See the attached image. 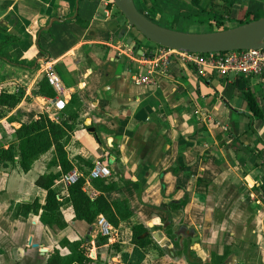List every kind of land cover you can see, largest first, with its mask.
Returning a JSON list of instances; mask_svg holds the SVG:
<instances>
[{
	"label": "crops",
	"instance_id": "obj_1",
	"mask_svg": "<svg viewBox=\"0 0 264 264\" xmlns=\"http://www.w3.org/2000/svg\"><path fill=\"white\" fill-rule=\"evenodd\" d=\"M190 1L148 0L157 9L143 13L158 25L175 17L166 23L179 29L190 21L182 17ZM230 5L232 25L245 12H264V0ZM155 50L113 0H0V94L20 99L0 107V148L16 145V130L47 114L70 131L66 150L85 192L123 199L133 213L119 228L103 216L93 225L76 220L62 177L53 189L64 228L45 225L43 212L21 217L22 205H46L36 182L61 168L45 164L54 151L29 173L16 157L0 164V264H47L55 250L71 254L66 241L100 264H264V79L201 73L174 60L154 85L139 86L136 76L147 73ZM50 72L64 86L62 93L52 87L54 100L39 86ZM97 162L110 178H91ZM111 179L120 187L104 194L100 183ZM138 226L148 230L144 248L133 241Z\"/></svg>",
	"mask_w": 264,
	"mask_h": 264
},
{
	"label": "trees",
	"instance_id": "obj_2",
	"mask_svg": "<svg viewBox=\"0 0 264 264\" xmlns=\"http://www.w3.org/2000/svg\"><path fill=\"white\" fill-rule=\"evenodd\" d=\"M138 7L148 16L157 9L155 4H149L148 0H136ZM231 0H192L186 6L183 12V18L191 20L194 24L205 26V31L210 33L226 31L232 28L227 23L232 22ZM190 9L189 15H184ZM264 18V12L248 13L236 20V26L233 28L249 24ZM207 19V20H206ZM173 30L180 31L174 27ZM206 31V32H207ZM185 33V32H184ZM200 34V33H198ZM40 90L49 99L54 100L57 94L49 83L47 77L39 83ZM250 108L256 118L263 117L260 105L257 99L252 95H246ZM20 99L8 92L0 94V107L13 109L18 106ZM67 128L63 124L54 122L47 114H41L37 119L29 124H23L16 130L17 144L11 145L8 149L0 148V164L6 165L14 163L16 157H20V165L25 173H29L34 164L40 158L51 151H54L52 165L59 166L61 173L42 176L36 182V185L47 192L46 205L41 206L38 201L33 204L22 205L19 208V216L28 218L31 214L40 215L45 225H57L64 228L66 224L63 221L61 213L60 194L54 191L56 182L72 172L75 167L69 160L66 147L70 136ZM104 194L112 193L120 187L118 181L111 179L110 182H101ZM85 181L82 178L77 184L70 186L68 198L71 202L76 220L84 221L89 225L96 223L99 217H105L115 228H119L121 222L130 219L133 213L130 210L128 202L123 199L109 200L106 195H100L97 198H91L84 190ZM148 232L143 226L134 229V244L144 248L150 244L148 239H141V236ZM70 248L69 256H62L60 251L55 250L47 264H100L99 261L91 259L82 249L81 243L63 242Z\"/></svg>",
	"mask_w": 264,
	"mask_h": 264
},
{
	"label": "water",
	"instance_id": "obj_3",
	"mask_svg": "<svg viewBox=\"0 0 264 264\" xmlns=\"http://www.w3.org/2000/svg\"><path fill=\"white\" fill-rule=\"evenodd\" d=\"M113 3L130 28L158 47L200 55L264 51V18L226 31L192 34L156 24L143 13L136 0H113ZM132 43L131 38L128 45L134 47ZM156 239L160 241L158 235Z\"/></svg>",
	"mask_w": 264,
	"mask_h": 264
},
{
	"label": "built area",
	"instance_id": "obj_4",
	"mask_svg": "<svg viewBox=\"0 0 264 264\" xmlns=\"http://www.w3.org/2000/svg\"><path fill=\"white\" fill-rule=\"evenodd\" d=\"M177 60L186 65H192L204 73L207 69L221 76L234 74L248 78L264 79V51H237L226 54H189L156 46L154 57L148 64L147 73L136 76L135 82L139 86L155 84L154 75L157 71L167 72L172 61ZM47 78L50 85L58 92L64 90L61 78L55 73H48ZM112 176V171L101 162L95 164L91 171L94 180L107 179ZM83 178L82 173L76 168L63 177V182L70 187L77 184ZM99 226L104 236H110L112 227L102 217Z\"/></svg>",
	"mask_w": 264,
	"mask_h": 264
},
{
	"label": "rangeland",
	"instance_id": "obj_5",
	"mask_svg": "<svg viewBox=\"0 0 264 264\" xmlns=\"http://www.w3.org/2000/svg\"><path fill=\"white\" fill-rule=\"evenodd\" d=\"M189 13H190V9L184 14V15H189ZM168 20H170L171 22L172 21H176V18L175 17H168L167 18ZM167 19L165 18V19H163L162 20V22H161V25L162 26H164V27H166V26H168L167 28H170V29H174V25H173V23H166V21H167ZM153 20H155V19H153ZM207 20V19H206ZM189 22H190V24H189ZM192 25V26H191ZM227 26L229 27V28H233L234 26H236L235 24H233L232 25V23L231 22H229V23H227ZM205 26H203V25H199V24H197V25H195V24H193V22H191V20L190 21H188L187 22V24H184V25H182V27H180L179 28V30H181L182 32H185V33H192V34H198V33H210V32H208L207 30V32L205 31ZM145 42H147V41H145ZM53 159H54V157L52 158V157H49L47 160H46V162H45V164L47 165V164H49V165H52V163H53Z\"/></svg>",
	"mask_w": 264,
	"mask_h": 264
}]
</instances>
